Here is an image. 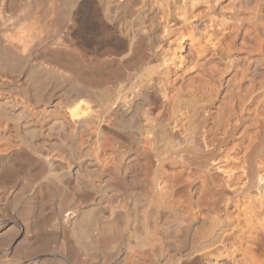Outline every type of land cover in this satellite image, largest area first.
<instances>
[{
  "label": "bare ground",
  "instance_id": "6f19581e",
  "mask_svg": "<svg viewBox=\"0 0 264 264\" xmlns=\"http://www.w3.org/2000/svg\"><path fill=\"white\" fill-rule=\"evenodd\" d=\"M162 2L0 0V183L16 187L0 259L21 236L18 258L34 256L38 225L56 219L48 238L75 264L99 242L108 264H264V0H206L229 9L234 36L201 101L168 83ZM187 11L196 36L205 20ZM146 58L130 84L93 81ZM19 159L35 160L25 175ZM67 197L73 208L56 205ZM98 215L116 232L86 234Z\"/></svg>",
  "mask_w": 264,
  "mask_h": 264
},
{
  "label": "rangeland",
  "instance_id": "374dc122",
  "mask_svg": "<svg viewBox=\"0 0 264 264\" xmlns=\"http://www.w3.org/2000/svg\"><path fill=\"white\" fill-rule=\"evenodd\" d=\"M162 1H164L165 4H167V5H165V4L164 5L167 8L166 9L167 10V16H168L169 20L172 21L171 25L173 27L172 34H170V36L168 37L169 39H167L165 41L164 46H163L164 48L160 51L161 55H162V53H163V55H165V54L167 55L166 59H168V65L170 66V69H171L170 70L171 72L169 74L170 76H168L169 77L168 83L169 82L171 83L170 86L173 85V86H176V87L178 86L179 88H183L182 89L183 90L182 91L183 94H184V92L187 93L189 88H192V86L195 87L194 90L197 93L199 101H201L203 98H205L206 96L209 95V92H210L211 89H213V88L218 86V79H217L218 77L215 76L216 74H214V72H213V67H215V64L216 65L218 64L219 57L224 53L225 48L228 47L231 44V42L233 41V36L234 35L231 32L232 31L231 30V26H230L231 23L228 20L229 17L231 16V14H230V12L228 14L229 9H228V11H226L224 13L222 11H220L219 9H216L217 11L208 10V6L209 5L206 4V0H196V1L195 0H162ZM229 1L230 0H228V1L227 0H225V1L224 0H220V2L224 3V4L226 2H229ZM164 2H162V3H164ZM185 7H186V9H185ZM180 9L182 11H180ZM185 10L186 11L187 10L190 11V12L187 11L188 12V14H186L187 17L191 16L190 18H192V16H193V18H194L193 20H196V21L198 20L199 17H203L202 20H205L204 25H202V27L199 30L196 28L197 31L196 30H195V32L193 31V33L197 34L196 36H195V34H194V36H191L190 34L192 33V31L190 30L189 26L187 27V25L185 26L184 23H183V16L184 15H182V14H184ZM207 13H208V15H207ZM227 14L230 15V16L227 17ZM188 15H190V16H188ZM194 15L196 17H194ZM225 18H227V19H225ZM205 24H206V26H205ZM208 25H209V27H208ZM245 27H246V30L244 28L242 30L243 32H241V34L239 36H241L242 33H243V35L241 37H238L237 38L238 40L235 39L236 40L235 41L236 48L238 49L237 53L246 52V49H244L242 47L245 46V44H243V43L245 41H248V40H245L244 38H247L245 36V31H247V28H249V27H247V26H245ZM187 28L189 29V31H188ZM225 29L227 31H225ZM181 33L184 34V35L187 33V35H185V38H184L182 43L177 41V38H178V36ZM176 35H178V36H176ZM197 36H199V37H197ZM243 36H245V37H243ZM196 37H197V39H196ZM107 38L110 39L112 37L109 36ZM231 38H232V40H231ZM247 39H249V38H247ZM249 42H250V39H249ZM225 44H227V45H225ZM182 45H184V46H182ZM89 54L88 55L90 57H92V56L94 57V55L92 53H89ZM156 59H157V57H155V59H153V58L150 59L152 61V63H153V65L151 64L152 67H158L162 58L160 59L158 57V59L157 60ZM147 60L149 61V59H147V58L142 60V61L140 59H135L129 64L109 65L107 68L111 67V69L109 70L111 72L107 71L108 70L107 69L106 71H104L106 73L103 72L104 77L102 76L103 74L101 75V73H99V75L97 77H95L93 81L96 84L101 85V86H105V85L110 86L111 83L112 84L116 83L113 86H115V85H117V86L123 85V83L124 84L125 83L126 84H130L131 81L133 80V78H136V75L139 73L143 62H146ZM89 66H90L89 68L92 69V71H99L101 69L103 70V68H104L103 65H99V64H97L95 62L90 63ZM112 68H113V70H112ZM159 68L163 69L162 67H159ZM160 69H158V70H160ZM203 69H204V71H203ZM130 72H132V73H130ZM205 72H206L207 75L205 74ZM130 75H132V76L130 77ZM129 78L131 80H130V82H127V81H129ZM194 78H195V81L193 80ZM121 79H123V80H121ZM203 80H205L206 82L203 81ZM118 81H119V83H118ZM178 82H179L180 86L178 85ZM188 82H190V83H188ZM212 84L213 85L215 84V85L213 86ZM117 86H115V87H117ZM111 87H112V85H111ZM184 87H185V89H184ZM186 87H188V88H186ZM30 160H27V161L26 160H20V159L17 160V161H19L18 164H20V167L22 168L21 169L22 174H24V175L26 174V172H28L27 170L30 168L32 163L35 164L34 163L35 160H32V159H30ZM24 167H26V168L29 167V168L26 169ZM5 180L6 179H4L3 181H5ZM7 184L8 183H4V185H3L2 183H0V194H1L0 195V234L3 233V232H6L7 229L9 230L11 225L13 226L12 216H11V213L8 212V210H9L8 207L10 205L9 201L11 200L13 193L16 191V187H14L13 183L11 184V182H9L10 185L9 184L7 185ZM13 190H14V192H12ZM69 198L70 197H67V198H65L62 201H58L57 200L56 201V205L62 204L66 208H68V207L69 208L70 207L73 208V206H75V204H74L75 202L73 203L72 200H69ZM7 199H8V201H7ZM99 217H100V219H99ZM45 221H47V225H46L47 226V230H46V232L41 230V234L44 237L39 235V228L41 227V225L43 223H41L40 226L38 225V237L35 240L36 254L34 256L33 255L32 256H27L26 251L24 253V250H22V247H23L22 246L21 247V251H19V256L20 257L18 258V255L15 253V248L14 247L18 246L19 242H22L23 245H24V239H23V236H21V237L15 239V241H14L15 244L13 243L14 247L13 246L9 247L8 254H4L3 255L4 257L0 259V263L10 264L12 262L11 264H14V260L18 258L17 261H19L20 264H32V260L33 261L35 260L37 262L35 264H44L45 261H47V260L49 261V264H64V261H65V264H71V263L75 264L72 256L66 250V246L67 245L64 244L63 248L56 249L55 245H58V244H56L57 242H56L55 238H51V237L48 238V236H50V233H52L53 235L55 234L54 233L55 230H53V232H51V229H52L53 225H57L58 226L59 222L56 221V219H54L52 221L50 220L51 223L48 222V220H46V219H45ZM89 224L91 226L92 225L93 226L91 227ZM89 224H88L89 226H85L86 229L84 228L85 232H86V230H89V229L93 230L92 233H91L90 230L87 231L89 233V235L93 234L96 229L98 230V232H100L101 230H104V229L107 230L110 233L112 232V228L113 227L110 228L108 220H106L105 218L101 217V215H98L95 218H93L92 221ZM88 227H89V229H87ZM70 228H72V227H70ZM113 230H115V232H116L115 227L113 228ZM87 232H86V234H88ZM60 239L62 240V238H60ZM101 242H102V240H101ZM16 244H18V245H16ZM99 245H100V242H99V244H97V247H99ZM96 248L95 249L91 248L92 250H89V248H88L86 251L85 250L82 251L81 252L82 257L84 256V259H86V261L89 264H100V263L101 264H108V262L106 261V258H105V257H107L105 255V251L101 247H99L100 249H96ZM88 251L91 252L92 254L89 253ZM15 256H16V258H15ZM95 256H98V257L95 258ZM61 257H62V259H61ZM50 259L52 260V262L50 261ZM53 260H55L56 262H54ZM57 261H58V263H57ZM112 261H110V263ZM130 261H132V256L130 258ZM67 262H69V263H67Z\"/></svg>",
  "mask_w": 264,
  "mask_h": 264
},
{
  "label": "crops",
  "instance_id": "0c3cea01",
  "mask_svg": "<svg viewBox=\"0 0 264 264\" xmlns=\"http://www.w3.org/2000/svg\"><path fill=\"white\" fill-rule=\"evenodd\" d=\"M42 228H39V235H41ZM46 230V229H45ZM43 231V230H42ZM46 232V231H45ZM52 232V231H51ZM40 258V257H39Z\"/></svg>",
  "mask_w": 264,
  "mask_h": 264
}]
</instances>
